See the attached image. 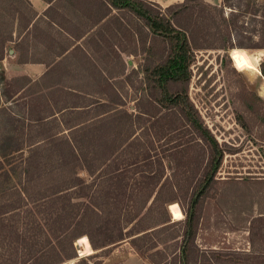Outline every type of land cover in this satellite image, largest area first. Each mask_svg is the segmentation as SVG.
<instances>
[{"label":"trees","instance_id":"16d2710c","mask_svg":"<svg viewBox=\"0 0 264 264\" xmlns=\"http://www.w3.org/2000/svg\"><path fill=\"white\" fill-rule=\"evenodd\" d=\"M109 2L126 7L124 50L142 60L129 68L115 50L85 69L95 80L24 90L34 129L26 140H0V264H89L126 238L151 264H264V212L250 219L249 250L196 242L224 148L188 95L196 52L264 47V13L262 40L240 34L235 43L240 11L228 0ZM250 93L254 112L261 97ZM56 95L58 108L42 112ZM174 202L183 217H172ZM84 238L95 252L82 255Z\"/></svg>","mask_w":264,"mask_h":264},{"label":"rangeland","instance_id":"374dc122","mask_svg":"<svg viewBox=\"0 0 264 264\" xmlns=\"http://www.w3.org/2000/svg\"><path fill=\"white\" fill-rule=\"evenodd\" d=\"M208 1L216 4L221 2ZM228 1L230 6L240 11L238 26L233 30L231 39L236 43L240 34H243L262 40L264 0ZM230 8L226 6L227 11ZM137 22L143 26L142 20ZM125 57L129 68L136 67L142 60L141 55ZM263 59L264 47L235 44L227 54L216 48L199 50L190 62L188 95L199 109L203 122L224 148L217 171L218 182L211 196L202 201L200 208L196 242L201 247L251 249L248 240L250 219L264 212V77L260 72ZM40 84L33 83L32 87L38 88ZM3 88L4 83L0 92ZM251 91L261 97L253 99L254 112L247 108V103L252 100ZM58 97L56 95L52 104L47 105L44 101L41 111H48V107L56 110L60 104ZM40 106L42 103L37 108ZM10 108L13 113L0 107V140L7 133L13 134L18 140H26L31 129H34L28 117L34 113L30 112V108L28 112L27 105L23 107L21 100ZM20 130L23 131L21 136L18 135ZM92 250L91 253L96 251ZM88 262L151 264L147 257L137 253L127 238L108 245L102 251L98 249V253L90 256Z\"/></svg>","mask_w":264,"mask_h":264},{"label":"crops","instance_id":"0c3cea01","mask_svg":"<svg viewBox=\"0 0 264 264\" xmlns=\"http://www.w3.org/2000/svg\"><path fill=\"white\" fill-rule=\"evenodd\" d=\"M152 1L164 6L180 0ZM124 49L126 7L111 5L109 0H0V61L5 63L0 73V90L4 83L0 107L13 113L10 107L21 100L29 112L31 103L35 105L24 90L33 83L42 87L83 76L95 80L92 71L85 69L113 57L108 53L114 55L115 50L126 61Z\"/></svg>","mask_w":264,"mask_h":264},{"label":"bare ground","instance_id":"6f19581e","mask_svg":"<svg viewBox=\"0 0 264 264\" xmlns=\"http://www.w3.org/2000/svg\"><path fill=\"white\" fill-rule=\"evenodd\" d=\"M231 53H232V50H231ZM169 207H170L174 217L182 216V211L180 209V205L177 202L171 203L169 205ZM78 245H79V248H80V251L82 252V254H84L83 252L91 253L93 251L92 250V246H91V244H90V242H89V240L87 238H84V239L80 240L78 242Z\"/></svg>","mask_w":264,"mask_h":264},{"label":"built area","instance_id":"2783aa9c","mask_svg":"<svg viewBox=\"0 0 264 264\" xmlns=\"http://www.w3.org/2000/svg\"><path fill=\"white\" fill-rule=\"evenodd\" d=\"M4 65H5L4 61L1 60V61H0V73H1L2 70L4 69Z\"/></svg>","mask_w":264,"mask_h":264},{"label":"water","instance_id":"95a60500","mask_svg":"<svg viewBox=\"0 0 264 264\" xmlns=\"http://www.w3.org/2000/svg\"><path fill=\"white\" fill-rule=\"evenodd\" d=\"M169 209H170V207H169ZM170 211H171V209H170ZM172 212V211H171ZM74 246H75V243H74ZM76 248V247H75ZM77 250V249H76ZM77 252H78V250H77ZM79 254V253H78Z\"/></svg>","mask_w":264,"mask_h":264}]
</instances>
